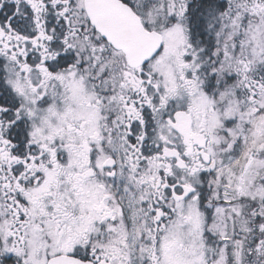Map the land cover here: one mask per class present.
I'll return each mask as SVG.
<instances>
[{
	"label": "snow or ice",
	"instance_id": "obj_1",
	"mask_svg": "<svg viewBox=\"0 0 264 264\" xmlns=\"http://www.w3.org/2000/svg\"><path fill=\"white\" fill-rule=\"evenodd\" d=\"M0 264H264V0H0Z\"/></svg>",
	"mask_w": 264,
	"mask_h": 264
}]
</instances>
